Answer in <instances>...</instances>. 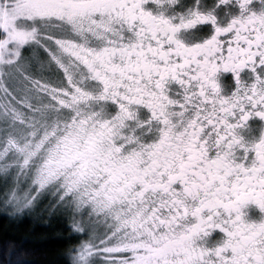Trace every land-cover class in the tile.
Listing matches in <instances>:
<instances>
[{"label":"snow or ice","instance_id":"1","mask_svg":"<svg viewBox=\"0 0 264 264\" xmlns=\"http://www.w3.org/2000/svg\"><path fill=\"white\" fill-rule=\"evenodd\" d=\"M150 3L159 0H97L90 15L101 28L88 29L104 45L97 50L86 48L90 41L80 32L82 45L52 34L45 44L34 27H25L44 20L73 24L77 14L62 0H0V63L9 65L0 68L6 120L23 127V113L41 110L28 104L29 93L53 101L64 95L16 64L22 49L35 43L48 70L55 65L81 99L116 109L100 126L113 146L109 158L131 150L119 170L89 174L58 166L36 133L23 140L6 135L0 139V171L7 172L0 208L19 212L47 197L53 208L67 210L76 237L69 264H264V219L248 222L242 212L252 204L264 213V134L252 142L240 135L250 119L264 121V2L235 0L224 23L217 10L230 0H216L212 8L195 0L170 15L146 10ZM204 25L211 35L194 39ZM61 53L74 55L72 67L87 75L74 81ZM221 74L232 77L228 95L218 83ZM85 80L99 86L98 95L82 91ZM153 123L159 137L142 141L136 131ZM114 208L134 214V225L96 236L89 222ZM212 230L223 234L217 245L197 243Z\"/></svg>","mask_w":264,"mask_h":264},{"label":"rangeland","instance_id":"2","mask_svg":"<svg viewBox=\"0 0 264 264\" xmlns=\"http://www.w3.org/2000/svg\"><path fill=\"white\" fill-rule=\"evenodd\" d=\"M67 1L62 0V2ZM68 10L77 14L73 24L57 21L50 23L44 20L38 21L34 25H25V27H34L37 32V39L45 44L48 43V35L52 34L62 40H71L76 45H82L84 42L81 40V36L76 34L80 32L86 40L90 41L86 45V48L94 47L97 50H101L104 45H101L88 32L89 28H101L100 22L98 20L94 22L91 16L81 11ZM22 53L21 59L16 64L24 67L37 77L47 78L49 83L55 89L61 90L64 95L57 96L53 101L47 98L37 100L34 94L29 93L26 97L28 104L36 105L37 109L41 110H31L35 114L23 113V127L13 125L10 121L6 120V109L0 106V139L12 134L18 139L23 140L24 137L29 136L31 133H36L37 143L41 141L46 143L47 147L45 151L55 159L56 164L61 167H70L72 171L86 169L91 174L101 168H116L119 170L123 167L125 161H127L125 157L127 158L130 155L124 156L122 154L117 161L110 159L109 152L113 150V146L108 143V137L100 130V126L116 114V109L106 104L92 103L88 100L87 95L81 99L80 93L75 91L76 85L65 82L62 74L56 71L55 65L52 66L51 70H48L46 58L38 44L26 45L22 49ZM8 55V53L4 54L5 59L9 58ZM60 59L65 65L69 66L74 81L79 80L81 72L87 75L86 70L83 68H81L80 72H77L75 67H72V65L77 63V60L71 53H61ZM8 67L9 65L0 63V68L7 69ZM82 91L95 96L98 95L100 89L94 82L85 80ZM73 96H76L80 100L78 105L76 101H73ZM61 100L63 101L62 104L60 103ZM86 100L90 104V107L84 102ZM3 104L4 102L0 101V105ZM41 106L43 107L41 108ZM96 113L100 115L93 119ZM82 120H87L88 122L82 125ZM145 130L147 131V129ZM34 164L35 161L30 163L29 167H33ZM2 166L3 162H0V167ZM15 170L19 171L18 168ZM6 174V170L0 171V183L4 182ZM111 179V176L107 177L104 183H107ZM103 195L107 196V193H103ZM52 203L54 202H50L46 197L34 207L19 212L13 210L11 207L1 209L9 215H16L25 211L24 213L28 216H37L41 219H52L58 222H61L70 214L63 208H53L51 206ZM89 223L93 227L96 236L99 237L103 236L105 232H115L117 228H131L135 223V216L134 214L126 215L119 212L117 208H114L111 211L102 213L98 217H93Z\"/></svg>","mask_w":264,"mask_h":264},{"label":"trees","instance_id":"3","mask_svg":"<svg viewBox=\"0 0 264 264\" xmlns=\"http://www.w3.org/2000/svg\"><path fill=\"white\" fill-rule=\"evenodd\" d=\"M25 212V211H24ZM0 208V264H69L70 214L61 222Z\"/></svg>","mask_w":264,"mask_h":264},{"label":"flooded vegetation","instance_id":"4","mask_svg":"<svg viewBox=\"0 0 264 264\" xmlns=\"http://www.w3.org/2000/svg\"><path fill=\"white\" fill-rule=\"evenodd\" d=\"M257 4L260 5L264 0H256ZM65 6L70 10L81 11L84 14L89 16L91 13L92 6L97 3V0H68L63 2ZM195 0H177L176 5H171L169 0H159V3H150L146 4V10L154 11L156 13H165L170 15L173 12H179L184 7L189 4H194ZM216 0H200L201 6L212 8L214 7ZM235 3V0H230V3L225 8H220L217 10L220 17V22H226V17L231 12H234L235 9L232 5ZM212 33V29L209 25L200 26L195 30L194 39L199 40L202 38H207ZM191 42V41H189ZM218 83L221 86L222 94L228 95L232 90V77L230 74H221L218 76ZM141 120H146L147 115L141 114ZM147 129V131L145 130ZM137 136L141 137L142 141H151L159 137L158 125L153 123L151 130L147 127L136 131ZM264 134V121H260L258 118H252L247 122L246 127L240 130V135L242 136L245 142H252L258 140L260 136ZM124 156L131 155V150H125L122 153ZM242 153L237 150L234 153L236 162H240ZM125 159H127L125 157ZM128 163V160L125 161V164ZM243 217L248 222H259L261 219H264V213H261L260 210L252 204H249L244 209H242ZM194 222V221H193ZM223 237V234L218 230H212L207 236L202 237L201 240L197 241L198 244H201L205 247H212L217 245Z\"/></svg>","mask_w":264,"mask_h":264}]
</instances>
